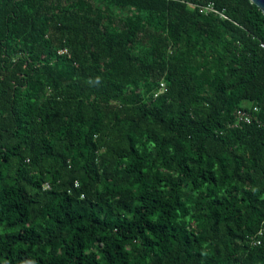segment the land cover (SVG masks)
<instances>
[{
	"label": "trees",
	"instance_id": "trees-1",
	"mask_svg": "<svg viewBox=\"0 0 264 264\" xmlns=\"http://www.w3.org/2000/svg\"><path fill=\"white\" fill-rule=\"evenodd\" d=\"M261 42L250 0H0V264H264Z\"/></svg>",
	"mask_w": 264,
	"mask_h": 264
},
{
	"label": "built area",
	"instance_id": "built-area-1",
	"mask_svg": "<svg viewBox=\"0 0 264 264\" xmlns=\"http://www.w3.org/2000/svg\"><path fill=\"white\" fill-rule=\"evenodd\" d=\"M200 11L204 12V13H207V12H215L217 13L220 17L222 18H226L227 16L223 13L222 10H218L216 8L213 7V5L210 3V4H207L205 6H202L200 8ZM260 46L261 47H264V43L261 42L260 43ZM59 54H63V53H67V49L66 48H62V49H59L57 51ZM160 87H163V83L161 82L160 83ZM254 110L256 109V107H252ZM235 120L236 121H243V122H250L251 120V115H250V112L247 110H244V109H236L235 110ZM260 233V231H258V234ZM250 241L251 243L253 244H256V243H259V240L255 238V236H250Z\"/></svg>",
	"mask_w": 264,
	"mask_h": 264
},
{
	"label": "water",
	"instance_id": "water-1",
	"mask_svg": "<svg viewBox=\"0 0 264 264\" xmlns=\"http://www.w3.org/2000/svg\"><path fill=\"white\" fill-rule=\"evenodd\" d=\"M252 3H254L264 14V0H250Z\"/></svg>",
	"mask_w": 264,
	"mask_h": 264
}]
</instances>
